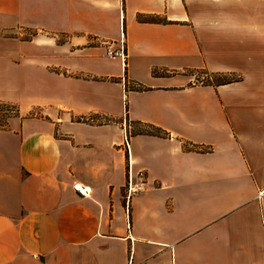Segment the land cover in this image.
Returning <instances> with one entry per match:
<instances>
[{
    "label": "crops",
    "instance_id": "obj_1",
    "mask_svg": "<svg viewBox=\"0 0 264 264\" xmlns=\"http://www.w3.org/2000/svg\"><path fill=\"white\" fill-rule=\"evenodd\" d=\"M0 104V264H264V0H0Z\"/></svg>",
    "mask_w": 264,
    "mask_h": 264
},
{
    "label": "rangeland",
    "instance_id": "obj_2",
    "mask_svg": "<svg viewBox=\"0 0 264 264\" xmlns=\"http://www.w3.org/2000/svg\"><path fill=\"white\" fill-rule=\"evenodd\" d=\"M114 13L109 14L110 16H112ZM118 26V25H117ZM22 27H19L17 30L18 32H24L22 38L26 39V40H30L33 38V36L36 35H43L46 37L51 36L50 33H44L42 31H40L38 28L39 27H32L33 29H21ZM113 32H116V34L118 33V28H116V23L114 21V26L112 28ZM54 35V34H53ZM71 34H59L58 35V39H57V43H62L65 41V39H68L69 37H71ZM88 42L86 41H80L78 38H75V42H76V46H78L77 48H82L84 46L87 45H103L106 47V55L108 56L107 59H104V63L107 65V67H109L110 69H114L115 71H119V65L116 61H111V57L108 53V49L109 47L111 48H116L119 46L121 40L119 42H116L118 45L113 44V41L106 40L104 39H99L97 37H92V35H90V37L88 38ZM108 42V43H104V42ZM85 42V43H84ZM44 45H48L47 43ZM50 46V45H49ZM126 49V48H125ZM185 74L188 75V85H192V84H198V83H207L210 81H217V76L215 74H210L208 72H206L205 70L202 69H198V70H188L187 72H185ZM130 85H128L127 87H129ZM6 105L0 104V124H4L6 122V119L8 116L13 115V114H17V106L16 105H12L9 107L10 109H6L5 107ZM8 106V105H7ZM126 122V121H125ZM124 122V123H125Z\"/></svg>",
    "mask_w": 264,
    "mask_h": 264
},
{
    "label": "built area",
    "instance_id": "obj_3",
    "mask_svg": "<svg viewBox=\"0 0 264 264\" xmlns=\"http://www.w3.org/2000/svg\"><path fill=\"white\" fill-rule=\"evenodd\" d=\"M108 53L111 58H119L124 63L126 60V49L124 45V41L121 40L120 44L116 48L108 49ZM129 123H124V146L127 150H129V139H130V127ZM147 172L144 169H139L136 173V179H133L132 176H129V179L126 184V192H125V200L126 204L129 205L131 199L139 193H142L147 190ZM73 188L84 197L91 196V187L89 185H85L81 182H75L73 184Z\"/></svg>",
    "mask_w": 264,
    "mask_h": 264
},
{
    "label": "trees",
    "instance_id": "obj_4",
    "mask_svg": "<svg viewBox=\"0 0 264 264\" xmlns=\"http://www.w3.org/2000/svg\"><path fill=\"white\" fill-rule=\"evenodd\" d=\"M140 20L141 21H145V22H159L162 19L159 18V17H156V16H144V15H140ZM215 75L217 76V81H210V82H207V84H226V83H230V82L238 81L239 80L238 77H233V76L228 75V74H215ZM5 105H6L5 106L6 109H10L9 107L11 106V104H5Z\"/></svg>",
    "mask_w": 264,
    "mask_h": 264
}]
</instances>
